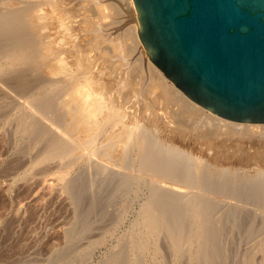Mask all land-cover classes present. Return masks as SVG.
I'll use <instances>...</instances> for the list:
<instances>
[{
    "label": "bare ground",
    "instance_id": "1",
    "mask_svg": "<svg viewBox=\"0 0 264 264\" xmlns=\"http://www.w3.org/2000/svg\"><path fill=\"white\" fill-rule=\"evenodd\" d=\"M120 10L127 12L124 16L129 22L134 21L125 30L117 25L123 16ZM141 41L134 0H0V84L26 105L18 129L30 136L27 146L37 145L28 170L47 164L43 170L47 171L52 164L57 167L51 171L56 174L54 178L64 185L83 158L82 150L88 149L112 165L140 172L141 178L144 174L151 181L158 180L177 190L188 189L163 194L152 187L151 191L155 190L150 192L151 200L165 210H171L184 197L198 214L195 205L208 202V194H215L214 190L222 194L220 191L230 182L259 172L261 180L254 181V189L257 187V192L264 196V163H255V173L248 166L224 165L231 157L234 159L229 164L242 163L252 155H258L262 161L264 122L229 119L197 103L151 61ZM134 44L136 52L123 53ZM42 118L48 122L49 131L38 124L37 119ZM1 138L0 134V141ZM128 175L118 176V185L117 180L113 183L121 185V190L123 186L129 187L128 182L137 177L132 175L134 178L128 181ZM246 180L240 184L246 186ZM246 188L240 187L239 191L244 195ZM116 189L109 192L116 193ZM224 193H228L227 189ZM146 215L144 232H151L156 214ZM180 230L176 229L174 234L178 241L184 232ZM67 235L65 240L70 241L71 236ZM143 235L140 241H148ZM73 241L75 238L69 245L74 246ZM7 248L4 252L11 250ZM152 248L157 254V246L153 244ZM78 250L75 252L79 257L81 248ZM2 255L5 254L1 252ZM57 255L67 257L71 251L62 247ZM114 256L116 261L118 257Z\"/></svg>",
    "mask_w": 264,
    "mask_h": 264
},
{
    "label": "rangeland",
    "instance_id": "2",
    "mask_svg": "<svg viewBox=\"0 0 264 264\" xmlns=\"http://www.w3.org/2000/svg\"><path fill=\"white\" fill-rule=\"evenodd\" d=\"M119 13L124 16L127 12L120 10ZM123 16L120 17L121 20L123 18L122 22L118 20L117 25L123 26L122 30H125L130 22L132 25L133 20L129 22L127 16ZM131 47L133 48L129 47L130 50L126 49L123 53L134 51L135 44ZM25 106L0 84V134L3 136L0 141V264H102L107 258L104 264H123L122 261L124 264H264V196L257 192V187L254 189L258 179L261 180L262 173L251 175V181L246 178L254 185L252 188V184L249 186V181L245 178H239L235 182L227 181L230 182L224 186L227 196L224 195V190L220 191L222 194L217 190H214L217 195L208 194L206 198L209 203L195 205L199 215L184 197L179 198L171 210H165L159 202L151 200L150 192L156 187L163 194L186 192L188 189L181 187L177 190L152 179L153 182L144 174V178H141L140 172L112 165L88 149L82 150L83 158L71 170L72 178L69 183L66 180V185H63L54 178L56 174L53 173V168L56 170L57 167H52V164L49 165L52 169H48V173L43 171L47 164H44V168L40 167L43 164H38V169L34 166L32 170L29 169L31 172L28 170L31 158L37 152V145L27 146L30 136L18 129ZM37 122L44 130H50L44 118L37 119ZM252 156V159L243 160L242 163L229 164L234 159L231 157L228 159L229 163L224 165L248 166L247 169L251 168L249 171L255 173L258 171L255 170V163L263 164L264 158L261 161L258 155ZM229 171L226 170V173L229 174ZM49 172L51 175H48ZM122 174H129L128 181L134 178L132 175L137 179L127 181L129 187L123 186L121 190V185L120 189L116 185L120 183L118 176ZM109 177L114 180L111 182ZM138 178L145 180L141 182ZM243 180L247 181L245 183H248V187L241 185ZM108 182H114L110 185L117 188L116 193L109 192L113 190ZM242 186L247 187L245 191H250L249 194L252 192L253 196L248 192H243V195L239 191L240 187L241 190L245 189ZM152 187L155 188L151 191ZM148 212L157 215H154L155 232H144V220ZM176 229L177 232L179 229L184 230L181 241L175 239ZM139 234H144L143 239L149 238L150 241H140ZM65 235L71 236V242L68 240L70 243L74 238L77 241H73L74 246L70 244L73 248L65 240ZM80 236L82 239L78 240ZM81 242L90 247H83ZM152 243L159 249L157 254L154 253ZM11 245L17 247L9 248ZM176 245H179L178 248ZM4 246L8 247L6 250L11 249L7 251H10L7 258ZM62 247L70 249L73 255L57 257L56 252ZM80 248L81 260L76 256L78 252H75L78 249L80 251ZM82 250L89 254L86 253L85 256ZM1 252L7 255L1 256ZM114 255L118 257L116 261ZM109 258L114 259V263Z\"/></svg>",
    "mask_w": 264,
    "mask_h": 264
},
{
    "label": "water",
    "instance_id": "3",
    "mask_svg": "<svg viewBox=\"0 0 264 264\" xmlns=\"http://www.w3.org/2000/svg\"><path fill=\"white\" fill-rule=\"evenodd\" d=\"M151 61L191 99L264 122V0H134Z\"/></svg>",
    "mask_w": 264,
    "mask_h": 264
}]
</instances>
